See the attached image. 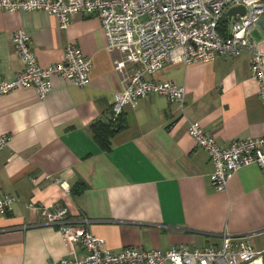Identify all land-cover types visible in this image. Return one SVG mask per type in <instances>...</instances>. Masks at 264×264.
I'll return each instance as SVG.
<instances>
[{
    "label": "crops",
    "instance_id": "1",
    "mask_svg": "<svg viewBox=\"0 0 264 264\" xmlns=\"http://www.w3.org/2000/svg\"><path fill=\"white\" fill-rule=\"evenodd\" d=\"M17 30L28 35L40 67L61 62L69 44L92 67L84 87L51 76L43 99L30 88L0 97V134L9 138L0 151V197L16 199L0 216V264H46L84 253L27 204L60 205L71 219H88V232L115 253L125 247L202 249L219 246L225 236L264 249V172L242 167L224 191L214 190L208 154L187 133L188 124L198 122L220 147L264 138L251 53L146 74V80L183 87L184 101L161 95L126 101L123 128L102 148L91 126L112 120L121 77L113 64L119 56L106 51L99 20L77 14L61 29L45 11H0V82L23 68L11 41ZM247 38L264 52V12Z\"/></svg>",
    "mask_w": 264,
    "mask_h": 264
},
{
    "label": "built area",
    "instance_id": "2",
    "mask_svg": "<svg viewBox=\"0 0 264 264\" xmlns=\"http://www.w3.org/2000/svg\"><path fill=\"white\" fill-rule=\"evenodd\" d=\"M236 7H242L244 14L227 17V12ZM0 11H45L61 29H66L77 14L97 18L106 51L119 56L113 64L120 73L121 91L112 105V121L126 101L149 95H161L170 103L184 101L183 87L171 81L146 80V74L154 75L171 64L208 63L218 56L236 57L242 52L252 54L251 71L264 106V52L247 38L264 12L262 0H0ZM224 17L230 23L227 35L222 37L219 27ZM11 41L23 68L15 78L0 82V97L30 88L43 99L50 92L51 76L80 87L89 84L92 61L76 45L66 46L61 62L40 67L26 32L15 31ZM187 133L208 154L214 190L224 191L242 167L256 165L264 172V138L235 139L227 147H220L198 122H190ZM8 142V136L0 134V151ZM15 202L13 197H0V216L10 213ZM24 208L36 211L43 223L56 227L66 244H78L84 251L46 264H264V249L255 250L246 239L230 236H225L219 246L202 249L125 247L115 253L103 239L88 232V219H71L63 206L27 204Z\"/></svg>",
    "mask_w": 264,
    "mask_h": 264
},
{
    "label": "trees",
    "instance_id": "3",
    "mask_svg": "<svg viewBox=\"0 0 264 264\" xmlns=\"http://www.w3.org/2000/svg\"><path fill=\"white\" fill-rule=\"evenodd\" d=\"M229 19L224 17L221 19L219 32L222 37L227 35ZM95 139L99 142L102 148H108L109 138L117 131L123 128V119L118 115L114 121L110 119L109 122H97L91 126Z\"/></svg>",
    "mask_w": 264,
    "mask_h": 264
},
{
    "label": "water",
    "instance_id": "4",
    "mask_svg": "<svg viewBox=\"0 0 264 264\" xmlns=\"http://www.w3.org/2000/svg\"><path fill=\"white\" fill-rule=\"evenodd\" d=\"M236 14L243 15L244 9L242 7H236L227 12V17L235 16Z\"/></svg>",
    "mask_w": 264,
    "mask_h": 264
}]
</instances>
